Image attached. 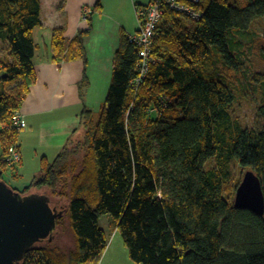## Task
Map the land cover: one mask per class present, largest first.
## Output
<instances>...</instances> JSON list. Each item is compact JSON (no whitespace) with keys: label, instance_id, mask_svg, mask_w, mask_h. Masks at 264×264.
Returning a JSON list of instances; mask_svg holds the SVG:
<instances>
[{"label":"trees","instance_id":"obj_1","mask_svg":"<svg viewBox=\"0 0 264 264\" xmlns=\"http://www.w3.org/2000/svg\"><path fill=\"white\" fill-rule=\"evenodd\" d=\"M195 7L199 19L165 8L137 89L138 47L122 30L104 102L96 114L85 106L80 112L81 137L69 139L51 160L42 156L39 172L23 189L10 185L22 194L46 188L51 206L62 212L56 227L65 215L73 238L71 246L58 244L54 235L40 240L16 264L98 262L107 247L98 225L103 215L113 217L136 263L264 264V213L235 208L225 189L236 162L259 176L264 194V73L252 77L262 88L260 128L233 116L235 90L224 74L241 70L234 37L264 16V0L244 6L199 0ZM100 9L96 0L85 13L88 27L69 40L63 26L51 31V62L83 61L82 102L88 84L84 37ZM40 25V0H0V40L8 49L0 58L3 180L6 149L18 148L20 129L12 118L36 81L33 31ZM261 40L264 51V30ZM61 199L67 207H60Z\"/></svg>","mask_w":264,"mask_h":264},{"label":"crops","instance_id":"obj_2","mask_svg":"<svg viewBox=\"0 0 264 264\" xmlns=\"http://www.w3.org/2000/svg\"><path fill=\"white\" fill-rule=\"evenodd\" d=\"M100 1L101 9L92 14L91 28L84 37L87 55L85 74L88 84L83 103L78 87L83 76V61L76 59L61 63L51 62V31L54 27L63 26L64 36L69 40L79 29L87 28L88 21L84 10L86 8V13H90L96 0H40L41 25L33 31L37 45L33 58L36 81L17 110L22 125L19 131L21 143L26 138L37 143L33 148V159L35 158L34 162L38 165V172L42 156L53 159L69 139L82 135L83 126L79 115L83 107L95 114L99 111L109 86L112 59L118 47L120 32L124 30L132 33L138 29L137 9L149 2ZM43 137L50 139L51 144H47V141L42 143ZM37 139L41 141L38 142ZM18 148L21 160L14 168L16 177L18 168L26 165L24 146L18 143ZM16 183L13 180L12 186L18 189L25 187ZM118 252L124 258L128 256L117 240L114 245L106 247L98 262L116 264Z\"/></svg>","mask_w":264,"mask_h":264},{"label":"rangeland","instance_id":"obj_3","mask_svg":"<svg viewBox=\"0 0 264 264\" xmlns=\"http://www.w3.org/2000/svg\"><path fill=\"white\" fill-rule=\"evenodd\" d=\"M230 2L237 4L238 6H244L246 0H230ZM263 30H264V16H256L253 19L251 27L247 29V32L241 31L239 34L235 35L234 43L236 44V48H237L236 55L238 56L239 62L241 63V70L237 74L234 68L225 69L224 71V74L226 75L227 79L230 81V84L234 87L233 89L235 90V99L232 105L233 116L238 118L243 125L254 126L257 128H260L263 125V121L261 117L258 115L257 108L261 100L262 88L260 84L264 85V80L259 84V82L253 80L252 77L256 72L264 73V51L260 49L262 44L261 35ZM149 50H151V45ZM6 57H8L7 44L2 40H0V58H6ZM137 87H135L134 89H137ZM155 110L156 108H152V109L150 108V114H154L156 112ZM16 113L18 114V111H16ZM17 129H21V127ZM46 137L45 139L43 137V140L41 138L42 141L40 139L37 140L38 142L41 141L42 143L47 141V144H51V140L46 139ZM80 137L81 136L79 135L72 139H77ZM18 143L24 146V157H25L26 165L24 168H18V176L16 177L14 175L15 173L14 168L19 164L21 160V154H20L19 162L9 167L6 164L5 159L10 150V147H13L14 145L8 146L6 149V154L4 155V163L7 168V171L4 174V178L9 185H12L13 180H15L17 182L16 183L17 185L20 184L21 186H26L30 183L33 176L36 175L38 172V165H36L34 162L35 158L33 159V153H34L33 148L37 143L35 142V140L30 138L23 139L21 143V137L19 138V135H18ZM2 152H3V148L0 147V157H2ZM230 170H231V174L227 180L225 189L227 194L229 196H233L234 198V194H235L234 187H237L236 182L238 180L240 182V180L242 179L245 169H241L238 163L232 162L230 166ZM46 192H47L46 188L33 187L26 190L23 193V195L44 194ZM58 202L60 203V207L63 208L67 207L66 199H61ZM98 225L105 232L108 246L114 245L115 242L118 240L120 246L123 247L124 251H126L128 255V250L123 243L121 234L119 233L118 230H116L114 226L113 217L110 215L101 216L98 220ZM52 235L55 236L56 242H58V244L62 246L72 245L73 238L69 229L68 218L65 215L63 216L62 226H60L59 228L56 227ZM116 257H117L116 264H138L132 261L129 255L126 256V258H124L121 252H118V254H116ZM90 264H101V262L90 263Z\"/></svg>","mask_w":264,"mask_h":264},{"label":"water","instance_id":"obj_4","mask_svg":"<svg viewBox=\"0 0 264 264\" xmlns=\"http://www.w3.org/2000/svg\"><path fill=\"white\" fill-rule=\"evenodd\" d=\"M50 202L46 193L23 195L0 179V264H16L33 244L52 239L62 212ZM233 205L263 215L264 194L253 170L244 171Z\"/></svg>","mask_w":264,"mask_h":264},{"label":"built area","instance_id":"obj_5","mask_svg":"<svg viewBox=\"0 0 264 264\" xmlns=\"http://www.w3.org/2000/svg\"><path fill=\"white\" fill-rule=\"evenodd\" d=\"M199 0H149V2L137 9L138 29L135 32L127 33L130 42L138 47V56L140 58L137 64V77L133 80L134 88L145 77L150 61L149 48L155 34L156 26L161 19L165 8H170L183 13L192 19H199L201 11L195 7ZM84 12H87L85 8ZM12 125L16 128L21 127L20 117L14 114ZM6 164L11 167L20 160V153L16 146L10 147L6 156Z\"/></svg>","mask_w":264,"mask_h":264}]
</instances>
